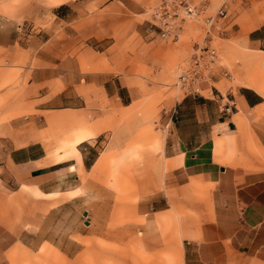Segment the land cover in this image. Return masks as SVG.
<instances>
[{"label": "rangeland", "instance_id": "rangeland-1", "mask_svg": "<svg viewBox=\"0 0 264 264\" xmlns=\"http://www.w3.org/2000/svg\"><path fill=\"white\" fill-rule=\"evenodd\" d=\"M193 1L204 4L205 12L184 22L179 39L173 40L147 32L155 0H0V162L3 152L24 143L19 138L28 135L50 143L56 161L54 151L64 132L60 127L51 130L52 123L72 118L99 132L79 146L84 152L96 141L100 154L114 140L125 145L138 119L149 122L151 132L164 138V149L156 151L154 161L134 170L129 179L125 163L115 182L119 160L111 158L109 168L100 173L77 171L78 180L67 186L78 188L60 194V199L35 201L33 197L58 194L38 195L28 188L24 201H0V223L14 231L0 237V264H184L185 249L190 264H205L198 260L196 246L185 240L201 223L189 219L173 201H150L167 178L158 165L165 158L172 107L184 95L176 84L179 65L194 46L204 43L202 17L213 15L223 4L227 23L212 40L219 50L220 81L211 82L219 88L241 84L245 55L260 53L246 39L247 32L263 22L264 12L256 8L261 9L264 0ZM65 45L80 56L83 70L111 72L109 94L99 87H82L75 113L52 115L37 107L44 95L60 87L46 77L51 72L44 71L40 56L60 60ZM117 76L129 90L120 87ZM105 163L101 159L96 168ZM162 215H170L171 222L158 218ZM7 242L12 243L3 249ZM13 248L17 250L9 256ZM213 258V253L207 255L208 264H254L235 257L222 262Z\"/></svg>", "mask_w": 264, "mask_h": 264}, {"label": "crops", "instance_id": "crops-1", "mask_svg": "<svg viewBox=\"0 0 264 264\" xmlns=\"http://www.w3.org/2000/svg\"><path fill=\"white\" fill-rule=\"evenodd\" d=\"M261 10L264 12V3L261 9L256 8V12ZM262 20L247 32V45L260 53L245 55L241 84L219 88L211 82L220 81L215 75L212 80L202 83L200 92L184 93L175 101L170 114L172 121L165 143V158L158 165L167 175L165 187L150 199L168 204L173 201L189 219L201 223L185 240L196 246L193 250H196L198 260L205 264L211 253L214 261L235 257L238 261L264 264V17ZM64 48H67L66 54L63 53L60 60L54 56H40L46 63L44 71L51 72L46 77L60 87L48 96L44 95L37 107L41 111H52V115L64 113V110L75 113L74 110L79 109V97H83L82 87H99L100 91L109 94L111 72L83 70L80 56L71 52V45ZM117 78L120 87L129 90L121 77ZM83 122L72 118L68 123H52L51 130L60 127L64 132L59 135L62 140L54 151L56 161L50 155V143L46 145L40 137L32 135L19 138L24 143L3 152L0 201H24L29 189L38 195L58 194L33 197L35 201L60 199V194L78 188V185L67 186L74 179L78 180L77 171L100 173L109 168L111 158L119 160L115 182L116 174L125 163L129 164L126 173L129 179L134 170L154 161L152 156L156 151L164 149V138L151 132L149 122L138 119L134 133L125 145L114 140L100 154L96 141L90 143L92 155H89L91 150L84 152L79 146L93 141L99 132L94 125L81 126ZM49 136L56 138L57 135ZM120 147L123 149L117 152ZM101 159H106L105 165L96 168ZM72 164L78 169H69ZM13 184L16 186L12 187ZM11 191L15 195H11ZM170 217L158 216L171 222ZM4 233L12 236L14 231L0 223L2 239ZM11 243L7 242L3 249ZM16 250H10L9 256ZM184 254V264H190L191 258L186 256L189 250L185 249Z\"/></svg>", "mask_w": 264, "mask_h": 264}, {"label": "built area", "instance_id": "built-area-1", "mask_svg": "<svg viewBox=\"0 0 264 264\" xmlns=\"http://www.w3.org/2000/svg\"><path fill=\"white\" fill-rule=\"evenodd\" d=\"M204 12V4L193 0H155L151 6L150 25L147 27V32L164 39L177 40L184 22L188 19H198ZM227 15V7L222 4L213 15L202 17L206 27L204 43L194 46L188 59L179 65L176 84L184 93L200 92L202 83L212 80L220 72L216 70L219 50L212 40L215 34L219 35L224 30ZM171 121L172 119L167 126Z\"/></svg>", "mask_w": 264, "mask_h": 264}, {"label": "bare ground", "instance_id": "bare-ground-1", "mask_svg": "<svg viewBox=\"0 0 264 264\" xmlns=\"http://www.w3.org/2000/svg\"><path fill=\"white\" fill-rule=\"evenodd\" d=\"M190 20H192V19H190ZM186 21H187V20H186ZM186 21H185V22H186ZM182 30H183V29H182ZM177 40H178V39H177ZM76 167H77V166H76L75 164H72V165L70 166V168H69V169H71V170H75V169H76Z\"/></svg>", "mask_w": 264, "mask_h": 264}, {"label": "water", "instance_id": "water-1", "mask_svg": "<svg viewBox=\"0 0 264 264\" xmlns=\"http://www.w3.org/2000/svg\"><path fill=\"white\" fill-rule=\"evenodd\" d=\"M84 214H85V215H87V214H88V211H85V212H84ZM87 222L89 223V221H88V220H87Z\"/></svg>", "mask_w": 264, "mask_h": 264}]
</instances>
